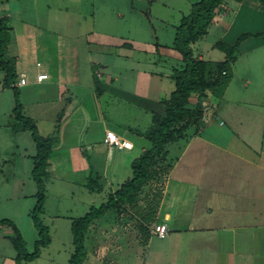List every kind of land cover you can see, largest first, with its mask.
Masks as SVG:
<instances>
[{
  "label": "rangeland",
  "instance_id": "obj_1",
  "mask_svg": "<svg viewBox=\"0 0 264 264\" xmlns=\"http://www.w3.org/2000/svg\"><path fill=\"white\" fill-rule=\"evenodd\" d=\"M7 1L12 3L14 0ZM196 1L73 0L69 5V0H48L46 3H52L51 13L57 28L80 33L93 28L110 41V47L100 49L103 52L99 54L92 53V57L85 49L84 38L80 39V44L74 45L81 49L75 53L81 77L94 70L98 63L105 62L110 65L101 69L104 78H118V84L113 86L126 88L132 93L136 80L139 84V79L148 78L151 74L156 76L146 90L148 97L144 106L139 102L131 105L125 99L106 93L100 95L98 102L107 119L136 131L149 126L153 113H163V107L157 112V108L151 105L157 107V102L167 98L174 88L168 75L173 67L181 66L180 55L171 49L175 27ZM60 4L69 8L68 15L60 12L63 9ZM45 5L35 1L39 10L37 15L47 9ZM84 19L87 22L82 23ZM217 24L211 25L207 35L192 46L196 58L223 61L225 54L213 47L216 42L221 40L229 46L244 34L250 36L237 48L230 81L222 97L215 98L208 93L201 103L209 121L199 129L185 158L179 159L182 154L176 147L182 148L185 141L169 147L171 170L163 180L153 182L138 204L130 209L129 214L133 218L125 213L110 212L92 224L84 242L86 258L83 264H264V200L259 206L254 203L251 209L239 208V213L233 212L232 220L239 226L215 228L198 236L185 233L179 241L182 246H177V241L174 242L170 234L162 240L139 228V224L149 228L158 220L163 221L167 209L180 211L178 226L186 227L184 222L189 218L188 213L198 201L205 199L204 188L201 187L204 183L201 176L203 168L204 172L210 170L212 174L207 175V179L212 182L214 177V184L220 182L219 177L222 178V183H225L222 191L230 185L227 190L231 195L237 193L232 191L248 185L252 187L254 196L264 194V182L256 175V170L264 173V40L256 36L264 30V6L257 0H226L217 14ZM118 42L127 45L113 46ZM42 55L52 65V50L46 54L34 53L39 63H43ZM85 64L94 65V68L87 69ZM2 74L0 70V76ZM70 98L84 100L85 112L93 117L95 96ZM190 102L189 108L195 104V97ZM13 108V93L11 89H2L0 82V220L12 222L24 241L25 250L32 252L38 236L29 214L35 205L36 186L31 176V159L22 161V153L27 148L28 153L33 151L34 155L35 143L29 132L18 131L21 133L16 134L18 124L10 117ZM45 119V125H48V119L52 117ZM22 133L29 136L31 148L20 137ZM135 137L131 139L135 140ZM203 143L210 148L205 156L198 154ZM56 152V157H60ZM50 162L52 164V160ZM187 174L190 176L188 181L179 182ZM67 179L72 183L67 184ZM262 182L263 186L259 187ZM44 183L47 200L40 220L48 229L51 243L41 249L37 259L21 264H67L73 252L71 220L83 216L91 206H100L109 194L104 190L100 194L87 195L81 187L80 175L69 174L55 180L50 176ZM258 183L260 190L256 192L254 187ZM114 185L115 190L116 183ZM56 194L60 196L59 203L55 200ZM80 201L88 203L86 211L82 210ZM231 207L233 210L237 204L234 202ZM164 222L173 226L172 218ZM12 236L10 228L0 226V264H16V252L10 242Z\"/></svg>",
  "mask_w": 264,
  "mask_h": 264
},
{
  "label": "crops",
  "instance_id": "obj_2",
  "mask_svg": "<svg viewBox=\"0 0 264 264\" xmlns=\"http://www.w3.org/2000/svg\"><path fill=\"white\" fill-rule=\"evenodd\" d=\"M35 1L36 0H14L12 3L7 0H5V2L0 1V18L6 17L10 27L11 42L8 46V56L13 58L15 63V74L17 76L15 88L18 91V98L23 107V115L35 122L39 136H56V140L52 145V155L49 159L48 178L51 176L52 179L55 180L63 179L66 176L68 177L69 174L80 175L82 180L81 187L83 191L87 192V195L100 194L104 190L111 193L131 176V162L149 148V143L137 137L130 131V128L109 121L107 115L101 111L102 108H100L98 102L101 97L100 95L106 93L113 97L125 99L131 105L134 104L135 106L137 102H139L144 106L148 97L146 95V90H149V84L152 83L153 77L156 78V76L149 73V75H151L148 78L139 79V84L138 80H136L132 93L126 88L121 89L113 86L118 84V78L110 76L104 78L105 74L102 70L110 65L105 62L103 64L98 63L94 70L86 72L85 75L81 77L78 71V63L75 62L78 58L75 53L78 54L77 52L81 49L75 48L74 45L80 44V39L84 38L85 49L87 52L91 53L90 56L92 57V53L96 52V54H99L100 51L103 52V50L100 49L110 47V41H106L104 36L100 35V33L93 28H87L81 31V33L67 28L66 30L57 28L56 20L52 17L51 13L52 3L49 2V4H47L48 0H37L47 6L43 14L40 13L37 15L39 10L35 7ZM24 3H26V11L23 7ZM72 3L73 0H69V5ZM59 6L63 8L60 12L65 13V15L69 14V8L66 5L63 6L60 4ZM80 14L79 12L78 15ZM225 15L227 17V13ZM83 22H87V20L84 19L82 23ZM218 24L216 22V25ZM113 44V46L117 48L127 45H122L121 42L116 43V45L115 43ZM50 50H52V65H50L51 62L44 55H42L44 58L42 60L43 63H39L35 59L34 53L46 54L49 53ZM85 65V68L92 69L95 64L93 66H89L88 64ZM40 73L47 74L48 79L38 83L36 81V76ZM22 74L25 76L26 84L24 86H18L17 83ZM94 74L96 75L93 76ZM0 79L1 88L10 89L2 86L4 79L3 74L0 76ZM49 96H52V98ZM70 96H95L93 105L96 110H94L95 113L93 117L88 116L85 112V107H83L84 100H72ZM157 104V107H155V104L153 106L151 105V107L157 108V112H160L162 105L159 101ZM60 116L61 119L58 121V117ZM51 117L52 119H48L50 121L48 125L50 126L45 125L47 120L45 118ZM106 130H111L120 139L131 142L132 148L130 150H118L114 147L105 145L103 143V138ZM18 133L21 132H17L16 134ZM23 135L24 133H22L20 137H23L24 141L31 148L29 136ZM132 136H136V139H131ZM194 138L195 136H193L190 141L186 142L182 148L176 146L177 150L182 154V157L179 159L185 158L188 151L191 150L192 143H194L192 140H194ZM56 151L59 152L60 157H56L58 156ZM198 151V154L202 153V155L205 156L209 153L210 148L203 143L198 148ZM193 153H195V151ZM32 154L33 151L32 153L31 151L28 153L27 148H25L22 153V161H27L28 158L31 159L35 155ZM51 160L52 164L50 162ZM192 166L193 163L191 167ZM32 168L33 163L31 160V171ZM123 171L124 174L122 175L121 172L123 173ZM204 171L205 169L203 168L201 176L205 184L202 183L201 187L204 188L203 198L205 199L198 201L195 208L188 213L189 218L184 222L186 223V227L182 228L181 225L178 226L180 211H170L169 209L163 214V221L158 220L155 224L165 225L167 234L174 237L173 240L174 242L177 241V246L182 244V242L179 243V241L182 239L181 235L185 233H194L198 236L212 232L215 228L224 229L231 226H239L238 223L232 220L234 217L233 212L238 211L239 213V208L240 210L246 207H250L251 209L254 203H257L258 206L263 204L264 194L254 196L253 189L248 184V186H242L241 190L232 191V193H237L231 195L227 190L230 185H226L224 191H222V184H225L222 183V178L219 177L220 180H218L221 183L218 182L214 184V177L212 182L207 179V177H209L207 175L212 174L210 170H207L208 173ZM256 172V175L259 176V178L261 177L264 182V173H260L259 170H256ZM90 176L93 181L98 182L102 187L100 193H90L87 191L85 184ZM189 177L190 176L187 174L186 177H182L179 182L188 181ZM245 177L246 179L249 178V176ZM71 179L65 180L66 183L71 184ZM263 182L261 183L262 185L259 186L258 183L254 187V190L257 188L256 192L260 190L259 187L263 186ZM114 183H116L117 186L115 190L113 189V186H115ZM199 194L202 195V192ZM54 197H56L55 200H58L57 202L59 203L60 196L56 194ZM46 200L45 197L44 205L46 204ZM234 202L237 204V207H234L235 209H233V211L231 206ZM80 206H82V210L84 211L88 209V203L80 201ZM52 207H55V205ZM257 217H259L258 213ZM171 218L173 219V226L164 222L169 221ZM260 218H262V216ZM215 224L218 226H215Z\"/></svg>",
  "mask_w": 264,
  "mask_h": 264
},
{
  "label": "trees",
  "instance_id": "obj_3",
  "mask_svg": "<svg viewBox=\"0 0 264 264\" xmlns=\"http://www.w3.org/2000/svg\"><path fill=\"white\" fill-rule=\"evenodd\" d=\"M225 1L197 0L190 5L189 12L181 18L175 27L171 49L180 55L181 66L173 67L168 75L174 88L167 98L159 101L163 107L162 114L153 113L149 126L144 130H130L137 137L147 141L149 148L131 162V176L122 182L115 191L109 193L105 202L98 207L91 206L83 216L71 220L70 233L73 252L67 264L84 263L86 258L84 242L95 221L110 212L125 213L129 215V218H133L129 214L130 209L138 204L153 182L163 180L171 170L172 160L169 158V147L180 141L187 142L188 139L196 136L199 129L209 121V116L202 111L201 103L208 97V93L215 98L222 97L230 81L237 48L243 40L250 36L244 34L229 46L221 40L216 42L213 47L225 54L223 61H205L194 56L192 46L207 35L211 25L216 24L217 14ZM257 1L264 6V0ZM256 36H261L264 40V30ZM10 42L8 19L1 17L0 70L4 73L2 86L10 88L14 97V108L10 117H13L18 124L16 131L29 132L35 143V155L31 158L33 163L31 176L36 186V193L35 205L29 216L38 238L34 242L33 251L25 250L24 241L12 222L0 220V226H7L12 230L13 236L10 242L16 252L15 262L21 264L37 259L41 249L47 248L51 243L48 229L42 225L40 215L44 209V182L48 179L49 159L56 136H39L35 122L22 114L23 107L15 88L17 78L14 72L15 63L13 58L8 56ZM192 97H195V104L189 108ZM60 119L61 116L58 117V121ZM85 187L90 193L102 191V187L98 182L93 181L91 176ZM154 226L148 228L139 224L141 230L149 233Z\"/></svg>",
  "mask_w": 264,
  "mask_h": 264
},
{
  "label": "built area",
  "instance_id": "obj_4",
  "mask_svg": "<svg viewBox=\"0 0 264 264\" xmlns=\"http://www.w3.org/2000/svg\"><path fill=\"white\" fill-rule=\"evenodd\" d=\"M48 79L47 74L40 73L36 76V81L38 83L43 82ZM18 86H24L26 84L25 76L22 74L18 80ZM103 143L107 146L114 147L118 150H130L132 148V143L126 140L120 139L113 131L106 130L103 138ZM152 235L158 239H164L167 235V228L163 224L155 225L151 231Z\"/></svg>",
  "mask_w": 264,
  "mask_h": 264
}]
</instances>
